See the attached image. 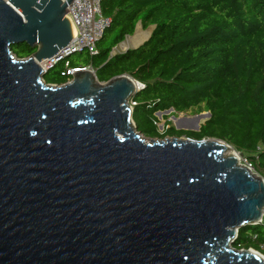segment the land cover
I'll return each mask as SVG.
<instances>
[{"label": "water", "instance_id": "water-1", "mask_svg": "<svg viewBox=\"0 0 264 264\" xmlns=\"http://www.w3.org/2000/svg\"><path fill=\"white\" fill-rule=\"evenodd\" d=\"M73 1L0 0V264H264L233 247L264 215V178L233 147L147 142L129 104L142 84L128 75L44 82L41 64L77 36ZM20 43L33 56L16 58Z\"/></svg>", "mask_w": 264, "mask_h": 264}, {"label": "trees", "instance_id": "trees-1", "mask_svg": "<svg viewBox=\"0 0 264 264\" xmlns=\"http://www.w3.org/2000/svg\"><path fill=\"white\" fill-rule=\"evenodd\" d=\"M102 13L111 25L97 54L63 59L44 82L66 84L67 68L90 67L101 83L128 75L145 86L133 97L132 114L144 138L221 140L264 178V0H104ZM138 24L155 27L150 39L112 54ZM11 52L23 60L36 50L20 43ZM171 108L210 112L211 118L199 132L169 127L160 134L155 114ZM233 247L264 256V226L241 228Z\"/></svg>", "mask_w": 264, "mask_h": 264}, {"label": "built area", "instance_id": "built-area-1", "mask_svg": "<svg viewBox=\"0 0 264 264\" xmlns=\"http://www.w3.org/2000/svg\"><path fill=\"white\" fill-rule=\"evenodd\" d=\"M62 1L65 2L66 0ZM103 1L104 0H74L70 5H68L67 13L73 23V26L75 27L77 36L72 39L68 49L62 52L59 59H52L41 64V67L45 71L52 69L55 64L76 53L86 51L91 56L97 54V44L103 38L105 31L111 25V20L106 18L102 13ZM115 50L118 49H114L112 54L117 53ZM120 51L125 52L127 50H122L121 48ZM86 70L94 72V70L90 67L84 69L67 68L66 75L69 79L66 84L71 82L75 73ZM144 88L145 86L142 85V89ZM129 104L131 110L133 111L136 106V102L133 98L130 100ZM242 164L253 171L251 165L246 159H244ZM259 225L264 226V215Z\"/></svg>", "mask_w": 264, "mask_h": 264}, {"label": "rangeland", "instance_id": "rangeland-1", "mask_svg": "<svg viewBox=\"0 0 264 264\" xmlns=\"http://www.w3.org/2000/svg\"><path fill=\"white\" fill-rule=\"evenodd\" d=\"M141 28V25H138V29ZM143 30V28H141ZM149 29V28H148ZM146 29V30H143V31H150L151 29ZM130 38H126L125 41L126 43H128ZM115 49H118V50H115L116 52H121V46L118 45L116 46ZM201 113H205V112H201ZM200 114L199 113V110L197 109H192L186 113H183L182 115H179V114H175V113H172V114H163L161 117H159V115L156 113L155 116L158 120V124H157V127H158V131L160 134H163L165 130H167L169 127H173L176 129V127H182L183 129H190L191 127V119L193 117H195L196 115ZM172 116H176V117H181V119L179 120H174L172 119ZM187 118L188 120H184L182 118ZM201 121L205 122L204 119H202ZM170 124V125H167V124ZM185 132H189V131H185ZM144 138V137H143ZM147 142L151 143L152 141L156 142V143H160V142H165L167 140H172L173 138H170V137H166V138H155V139H146L144 138ZM182 139H185L184 137ZM242 158V163L244 161V157L241 156ZM260 177H262L260 174H258ZM262 255V254H261Z\"/></svg>", "mask_w": 264, "mask_h": 264}, {"label": "bare ground", "instance_id": "bare-ground-1", "mask_svg": "<svg viewBox=\"0 0 264 264\" xmlns=\"http://www.w3.org/2000/svg\"><path fill=\"white\" fill-rule=\"evenodd\" d=\"M149 29L151 30L146 32V31H143L141 28H139L136 35L133 38H130L128 43L122 44L121 46L122 50H127L130 47H138L139 45L144 43L146 40H148L149 37L151 36L153 27H150ZM233 153L236 154V152L233 149H230L228 150L227 155H231Z\"/></svg>", "mask_w": 264, "mask_h": 264}, {"label": "crops", "instance_id": "crops-1", "mask_svg": "<svg viewBox=\"0 0 264 264\" xmlns=\"http://www.w3.org/2000/svg\"><path fill=\"white\" fill-rule=\"evenodd\" d=\"M130 48H133V47H130ZM130 48H128V49H130ZM128 49H127V50H128Z\"/></svg>", "mask_w": 264, "mask_h": 264}]
</instances>
